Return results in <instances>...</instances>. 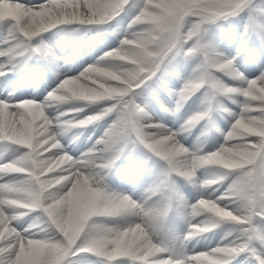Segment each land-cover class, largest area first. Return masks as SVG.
<instances>
[{
	"label": "snow or ice",
	"instance_id": "6c2138e0",
	"mask_svg": "<svg viewBox=\"0 0 264 264\" xmlns=\"http://www.w3.org/2000/svg\"><path fill=\"white\" fill-rule=\"evenodd\" d=\"M128 3L129 0H41L38 5H29L22 0H0V22L8 25L11 36L4 41L8 46L0 50V57L4 58L0 61V74L32 55L48 56L46 49L40 45L33 47L32 43L46 30L70 23L97 25L117 16ZM250 7H253L251 0H143L130 21V36H125L118 48L102 58L120 57L115 59V64L130 72L123 82L104 81L113 85L107 95L83 100H104L109 106L99 115L63 121L72 127H82L101 115L117 114L104 136L80 158L64 148L54 134L53 122L45 114L46 107L55 104V100L48 97L44 103H38L32 99H0V141L25 146L22 154L0 163V180H4L0 183V264H74L70 258L81 253L94 254L101 264L118 261L232 264L237 256L247 253L246 258H251L254 264H264V72L251 79L244 77L232 66V60L221 62L201 42L202 25ZM260 13L262 18L256 23L264 31V7L260 8ZM41 18L48 22L39 24ZM169 20L179 29L178 39L165 31ZM137 28L139 30H135ZM132 48L138 50L137 55H128ZM179 52L203 54L197 74L180 91L182 100L187 92L200 88L201 83L209 84L207 76L212 75L214 69L237 73L245 81L243 87L226 85L225 88L226 93L244 98L240 111L232 113L235 118L225 143L243 144L247 151L235 165L223 168L224 172L203 182L205 186H212L232 176L223 193L215 199L201 197L198 200L210 201L208 207H201L197 202L192 205V213L207 212L233 222L238 226L234 230L236 235L227 243L191 256L181 245L155 240L166 207L147 208L128 195L108 192L103 183L106 171L124 155L130 141L145 145L167 164L166 178L154 191L167 187V177L172 173L190 179L195 177L196 171L207 162V153L196 154L195 162L179 166V160L191 161L193 153L178 139L177 131L147 121L141 123L145 110L133 99L134 89L155 75L170 53ZM129 58L131 63L123 62ZM91 74L89 69L79 78ZM32 104L38 105V110L33 109ZM67 115V112L60 113L58 119ZM238 120L248 124L249 129L234 138L233 125ZM54 168L59 170L54 171ZM45 172L52 173V178L42 179ZM29 185L37 191L26 194L23 189ZM32 210H40L37 220L41 222L36 220L25 228H18L14 222ZM118 216L143 217V222L129 220L125 225L112 227L90 222L95 217ZM197 225L203 230L189 226L187 237L215 227L214 223ZM91 226L97 229L95 234L90 231Z\"/></svg>",
	"mask_w": 264,
	"mask_h": 264
},
{
	"label": "rangeland",
	"instance_id": "374dc122",
	"mask_svg": "<svg viewBox=\"0 0 264 264\" xmlns=\"http://www.w3.org/2000/svg\"><path fill=\"white\" fill-rule=\"evenodd\" d=\"M129 1V4L127 5L129 11L126 16L122 17L119 20H117V17H114L112 18V22L110 20L104 21V23H106L105 25L107 30L112 28L113 31L117 32V35H115L114 38L115 42L113 44L115 48H118L120 46V42L125 36H130L131 30H126V26L129 23V19L136 15L139 10L138 6L143 2V0ZM261 7H264V0L260 1L254 13H250L248 9H244L236 15H232L227 18H219L217 20L207 22L205 25H202L203 31L201 34V42L206 44L210 48V50L216 54L217 58L221 59V62H223L224 60H232V66L235 67L237 72L243 74L244 77H247L249 79L258 77L262 72H264V31H262L256 23V20L262 18L260 13ZM7 26L8 25L5 24L2 27L3 33L6 30ZM81 29L93 31L92 29L85 26H81ZM135 30L139 29L137 28ZM232 31H236L240 36H245L246 38L250 39V52H252L251 54L243 55L239 52H230L229 42L227 38ZM93 34L95 36L94 46L98 47V51L95 52L94 56L92 57L99 58L104 52V41H96L97 36L94 31ZM1 38L2 35L0 34V39ZM240 39L241 38H239V40ZM53 56L57 58L59 55L58 53L54 52ZM202 60V53L191 55H185L183 54V52L176 53L175 55L170 53L169 56L165 58V61L161 64L156 74L148 79V84L145 85V82L141 84L139 88H137V94L133 96L135 103L141 105L145 110V113L141 118V123H143L144 121L157 125L162 123L166 129L173 131L181 129L183 131V137L180 140L181 143L188 149L189 153H195L197 155L215 151L221 145H224L226 148L231 146L230 143H225V137L227 132L230 131L232 122L235 118L232 113H238L240 111V107L238 106H240L241 102L244 99L242 96H239L237 94L222 93L214 96L211 94L210 85L207 82H204L201 83L200 88L196 89L191 93V95L182 100L180 97V91L184 87L185 83H187L195 74H197ZM129 61L128 63H131V61ZM82 68L83 65H80L72 73L78 76L82 72ZM212 75L229 87L238 88L245 85V81L241 80L237 73L234 72L214 69ZM232 80L233 82L231 83ZM89 81L87 82V85L95 88H99V85L104 83V81H97L95 84H92V82ZM156 84H158L159 87H157ZM14 88L15 87H13V89ZM13 89H10V91L8 92H11ZM103 105L107 106L108 103L104 102ZM73 108L75 107H57L55 111L48 112V114L49 116L60 114L65 111L72 110ZM206 109L208 110V114L204 115L198 122L192 124L191 126L186 123L197 114L203 113ZM161 115L172 116V118H174L173 122L175 123L172 125L164 124L163 120H161ZM58 117L59 115L57 116V119ZM178 139H180L179 136ZM130 142L133 144H138V146L140 148H143L144 150L150 151V149H147L145 145L139 142ZM86 145L88 150H90V144ZM160 160L164 161L162 158L157 156L156 158H150V163L148 164L147 168L140 173L141 175H138L136 170L128 172L126 170V173H123V175L125 176V178L128 177L127 179L132 183H142L141 186L144 187L142 190L145 191V195L147 191H149L148 193L151 194L153 193L156 186L166 178V171L164 165L160 162ZM224 171V169H221L218 166L213 167L211 165H202L196 171L195 177L191 179L182 177L176 173V178H174V180L171 177H167L168 186L163 188V190L154 192H161V196L163 198L169 196L168 204H162L164 203V201L162 202L160 198L151 200L152 209H158L168 206V210H172L169 216L164 215L163 218L159 221L155 236L156 241H165L169 244L181 245L186 253L188 252L191 254L193 252H203L205 249L208 250L214 248L218 245L227 243L234 238V236L236 235V231L234 230L238 228V226L235 224V227L229 233H227L226 235H224L225 233H222V240L215 239L208 242L209 244L205 246L204 250L199 246H196L190 251H187L185 248V242L188 238L187 233L190 230L189 226L190 224H197L195 220H193L192 218H188L192 213V205L195 204L201 197L215 199L229 186L233 177L228 176L225 178L226 180L218 183L219 185L214 189L215 192L213 191L211 195H206L204 193L206 188L202 187L203 182L205 180L215 178L219 174L218 172L222 173ZM232 171L234 172V170ZM45 173L43 174V176H45ZM115 177L116 176L113 174V172H106L108 183H105L103 181L105 189L116 188L117 185H113L110 181ZM139 177L142 178L141 181H138L140 180ZM146 186H148L149 188ZM158 201L161 204H159ZM35 211L38 214L40 213L37 210ZM205 213L206 216H204L203 218H198V223H208L209 225L214 223L215 227L219 224H222V222H218L219 224L216 222V220L218 219L214 214L207 212H202L201 214L204 215ZM224 221H226L225 223H223L224 227L220 228V230H222L223 232L224 229L231 224V222L227 220ZM227 222L229 223L227 224ZM91 223H96L108 227L126 224L117 219L112 221L111 219H103L98 220V222ZM99 259L100 258L96 257L94 254H90V256H80L79 258L73 260V262L74 264H98L97 261ZM250 261L252 260L250 259ZM113 264H124V262H113Z\"/></svg>",
	"mask_w": 264,
	"mask_h": 264
},
{
	"label": "bare ground",
	"instance_id": "6f19581e",
	"mask_svg": "<svg viewBox=\"0 0 264 264\" xmlns=\"http://www.w3.org/2000/svg\"><path fill=\"white\" fill-rule=\"evenodd\" d=\"M133 1V0H132ZM23 3L25 4H29V5H38L39 2H41V0H22ZM44 2H47V0H44ZM130 2V1H129ZM133 3V2H132ZM129 4V3H128ZM142 4V3H141ZM130 6V5H129ZM133 7V6H132ZM128 6L125 7V9L123 11H121L117 16V20L121 19L122 17L126 16L128 13ZM134 17V16H133ZM132 17V18H133ZM129 19V23L126 26V30L129 29V24L130 21L132 20ZM121 21V20H120ZM109 23V22H108ZM120 23V22H119ZM4 23L0 22V28L2 27ZM90 27L94 28L95 30H97L98 35L103 34V32L106 33L105 27L106 25L100 23L97 25H90ZM78 25L77 23H70V24H65V25H57L54 26L51 29L46 30L45 32L41 33L38 37L33 39V47H35L36 45H40L42 46L44 49L48 50V49H57V44H51L50 43V39L55 38L56 36H58L61 33H66V32H71L74 29H77ZM123 28V27H122ZM125 28V27H124ZM107 29V28H106ZM121 29V28H120ZM119 29V30H120ZM130 31V29H129ZM120 32V31H119ZM122 33V32H121ZM113 33H111L112 35ZM129 34V33H128ZM110 35V36H111ZM233 34L231 35V37L233 39H236V43L233 44L234 49H239V50H247L248 52L250 50L249 49V41L245 40L244 38H241L239 40V36ZM47 36V37H46ZM105 35V39H107V44L105 45V50L104 52L101 54V56L99 58H94L92 56H94L93 54H89V53H84V54H77L76 56H74V54H68L66 56V58H64V60L66 61L65 63L62 64L61 68L58 69L53 63L54 61L51 60L50 58H48V56H43V55H32L30 56L28 59L24 60L25 63V67L24 69H22V71H24L26 73V78L23 77V81H25L26 79L29 80V76L31 75V68L36 65L39 64L42 66V70L41 71H37L33 74L32 77H30V82L31 85H33V88H29V89H24L21 88L20 90H18L17 92H15L14 94L9 93L7 95H2L0 94V99H6V100H12V101H16V100H25V99H32L35 100L38 103H44L46 101V99L48 98V94L50 92H52L54 89L57 88V86L59 85V83L65 79V78H69V77H73L76 76L74 73H72L73 71L76 70V68H78L80 65H83L82 71H84L89 65H94L97 66L101 69H105L107 65L111 64V63H115V59L114 58H109L107 60H102V58L105 57V54L107 52H109L110 50H114L116 49L114 47V43H112L110 41V36ZM43 37V38H42ZM11 36L9 33V27L4 31V38H1L0 40V50L5 49L8 45L6 43H4L5 40H10ZM101 40V39H100ZM45 43H48V45H46ZM49 53V52H48ZM75 57V58H74ZM241 57V56H240ZM253 57V56H252ZM74 59V63H72ZM4 58L0 57V61H3ZM129 59H126L125 61H123L124 63H128ZM131 61V60H130ZM129 61V62H130ZM241 62V61H240ZM239 62V63H240ZM13 66V65H12ZM12 66H10L9 69L12 68ZM22 67V65H21ZM7 69V70H9ZM19 73H16L15 70H11L9 71L8 74L3 75L0 74V90L3 88H9L10 87V82H12L13 80L17 79ZM222 74V73H221ZM222 76V75H221ZM95 79V77H93ZM222 78V77H221ZM219 78V79H221ZM228 78V77H227ZM218 79V78H217ZM224 79V78H223ZM235 79V78H234ZM233 79V80H234ZM233 80L231 81V83L233 82ZM91 81V80H90ZM89 81V82H90ZM97 81H104V79H99ZM227 84V83H226ZM235 85V84H234ZM232 86V84H231ZM46 89H48L46 92H44ZM135 93V92H134ZM228 94V93H227ZM234 94V93H233ZM226 95V94H224ZM215 99V98H214ZM66 102H56L55 104H53L50 107H46L45 109V114L49 117V119L53 122V127L55 129V133L58 137V139L60 140L61 144L64 146V148L74 157L76 158H80L83 154L87 153V151H82L78 153V144L73 145L70 141L71 139L77 135L78 133L81 132L80 138L78 140L79 143H91L92 146H94L97 142V140H99L101 137L104 136V134L106 133V131L109 129V127L113 124L114 120L117 119V114H115V112L113 113H108L106 115H101L99 119L92 121L91 123L82 126V127H72L66 123H64L63 121L66 120H80V119H85L90 115H99L100 113H102L104 111L105 108H107L109 105L105 106L103 105L104 100L101 101H83V100H71V101H67ZM217 102V101H216ZM236 103V102H235ZM63 104H67L68 106H77V109H80V111H71L70 113H68V116L64 119H56V117L58 116V114L55 115H51L49 116L48 112H53L55 111V109L59 106H62ZM63 107V106H62ZM240 107V106H238ZM74 109V108H73ZM161 120H163L164 124H168V125H172L175 122H173L174 118H172V116L169 115H161ZM109 122V123H107ZM233 123V122H232ZM106 124L107 127H103V125ZM158 125H162L163 124H158ZM72 127V130H70L69 128ZM184 128V127H183ZM177 129V128H176ZM177 132L179 133V138L181 140V138L183 137V131L181 129L177 130ZM99 138H96L98 137ZM92 146L91 149H92ZM133 147V146H132ZM25 150V146H18L15 145L12 142H7V141H0V163L3 162H7L11 159L16 158L18 155L22 154L23 151ZM149 155H152V153H149ZM63 166V165H62ZM214 167V166H213ZM210 169V168H209ZM222 169V168H221ZM59 169L54 168V171H58ZM111 170L114 171H118L119 168L118 167H111ZM203 170V169H202ZM201 171V170H200ZM221 171V170H220ZM220 173V172H218ZM207 174V173H206ZM9 175H25V174H15V173H10ZM172 175L174 176V173H172ZM45 176L49 179L52 178V173H45ZM42 176V179L45 177ZM226 180V179H224ZM113 182H115V185H117L116 188H106V190L108 192L111 193H116V194H121V195H128L130 196L133 200L137 201L138 203H140L141 205H146L147 208H151V200L149 199V197L147 196V193L149 191H147L146 195H145V191H143L142 189L144 187L141 186L142 183H132L131 181H129L126 178L123 177H119V178H115V180H112ZM145 181V180H144ZM203 181V180H202ZM4 180H0V183H3ZM202 184V183H201ZM219 184H215L212 186H205L204 184L202 185V187H205L206 190L204 191V193L206 195H211L212 192L214 191V189L216 188V186H218ZM151 186V184H150ZM201 186V185H200ZM148 187V186H146ZM149 188V187H148ZM151 188V187H150ZM201 188V187H200ZM151 190V189H150ZM163 190V189H162ZM153 191V190H152ZM202 191V190H201ZM200 191V192H201ZM154 192V191H153ZM165 192V191H164ZM215 192V191H214ZM159 193V192H158ZM161 193V192H160ZM203 193V192H202ZM203 193V194H204ZM149 194V193H148ZM169 194V193H168ZM162 195V194H161ZM166 198V197H165ZM162 200V198H161ZM159 202V201H158ZM158 204V203H157ZM159 204H161L159 202ZM164 204V203H162ZM154 205V204H153ZM160 206V205H159ZM156 207V206H155ZM230 207H235V205H230ZM152 209V208H151ZM154 209V208H153ZM40 212V210H38ZM38 213L35 212V210H32L31 212H29L27 215L20 217L18 219L16 223V226L18 228H25L27 227L29 224L36 222L37 217H38ZM211 215V214H210ZM169 216V215H168ZM212 217V216H211ZM121 220L124 223H127L129 220H133L134 222H138V223H142L143 222V217H134V216H118V217H95L92 218V220L90 222H98V220ZM210 219V218H209ZM208 220V219H207ZM164 222V221H163ZM171 222V221H170ZM219 222V221H218ZM231 222V221H229ZM168 223V222H166ZM123 224V223H122ZM163 224V223H162ZM208 224V223H207ZM217 224V223H216ZM173 226V225H172ZM235 227L234 223L231 222V224L226 227L223 231H218L219 228L212 230L210 232H204L203 233V237L201 238V240L198 241V245L203 248V250L205 249V246L207 244H209V241L215 240V239H220L222 240L223 237L221 236L222 233H225L224 235H226L227 233H229L231 230H233V228ZM174 228V227H173ZM213 228V227H212ZM166 231V230H165ZM164 231V232H165ZM172 231V230H171ZM176 231V230H175ZM215 232V235L212 236V233ZM234 232V231H233ZM172 233V232H170ZM169 235V234H168ZM223 235V236H224ZM165 236V235H164ZM172 237V236H171ZM225 237V236H224ZM164 238V237H163ZM156 240V239H155ZM159 240V239H158ZM171 240V239H169ZM198 238H195V241H197ZM174 241V240H173ZM165 242V241H164ZM219 242V240H218ZM194 240H192L190 242V249L192 250L195 247L194 246ZM209 250V249H208ZM204 251H207L206 249ZM198 253V252H195ZM194 254V253H193ZM191 254V255H193ZM90 256V254H86V253H81L78 254L76 256L71 257L70 259L73 261L77 258H79L80 256ZM239 257H247L245 254H240ZM120 258V257H119ZM117 257V259H119ZM121 259V258H120ZM101 262V260L99 259L97 261V263L99 264ZM120 261L116 262L119 263Z\"/></svg>",
	"mask_w": 264,
	"mask_h": 264
},
{
	"label": "clouds",
	"instance_id": "9594fccd",
	"mask_svg": "<svg viewBox=\"0 0 264 264\" xmlns=\"http://www.w3.org/2000/svg\"><path fill=\"white\" fill-rule=\"evenodd\" d=\"M50 19V18H49ZM48 20L45 18H41L38 22L39 24H45ZM167 27L165 28V31L168 32L170 35H175L178 39L179 35V29L176 27L175 22L172 20H169L166 22ZM112 51V50H110ZM138 50L136 48H132L128 50L129 56H135L137 55ZM120 57H114V59H118ZM89 69L92 70V74L85 77L84 79H80L85 71H88ZM130 72V69L122 67L118 64L111 63L106 66L105 69H101L94 65H89L84 71H82L78 76H73L69 78L63 79L56 89H54L52 92L48 94L49 98H52L56 102H67L71 100H85L96 96H105L109 92L112 91L113 85L109 83H102L99 85V88H93L85 83V81L91 80L92 83H96L99 79H104V81H110V80H118L119 82H123L124 76ZM95 77V79H93ZM211 94L212 95H219L222 93H226L225 88L226 85L218 80L217 78L213 77L211 74H208L207 76ZM183 91V88L181 89ZM192 92H187L186 98L191 95ZM31 107L33 109L39 108L38 105L32 104ZM208 114V110L206 109L203 113L197 114L198 119H193V117L187 121L186 123L191 126L192 124L198 122L204 115ZM233 137L239 138L244 132L248 131L249 125L243 123L242 121L238 120L235 125H233ZM221 149H224L221 151ZM247 149L243 144H235L232 145L229 148H225L224 145H221L220 148H218L216 151L209 152L206 154V163L202 165H211V166H218L219 168H227L235 165L240 159L243 158L244 154L246 153ZM196 154L193 153L192 160L189 161L188 159H183L178 161V165L183 167L189 164L190 162H195ZM201 165V166H202ZM23 191L26 194H32L37 191L36 188L29 185L26 188L23 189ZM198 204L201 205V207H208L211 202L210 201H197ZM213 207H215L213 205ZM199 212L193 211L192 215L197 216L199 215ZM41 221L37 220V223H40ZM192 228H196L197 230L202 231L203 229H200L199 225L193 224L190 225ZM96 228L94 226L90 227V231L95 234Z\"/></svg>",
	"mask_w": 264,
	"mask_h": 264
},
{
	"label": "trees",
	"instance_id": "16d2710c",
	"mask_svg": "<svg viewBox=\"0 0 264 264\" xmlns=\"http://www.w3.org/2000/svg\"><path fill=\"white\" fill-rule=\"evenodd\" d=\"M257 1H259V0H252V2H251L252 5L254 6Z\"/></svg>",
	"mask_w": 264,
	"mask_h": 264
}]
</instances>
